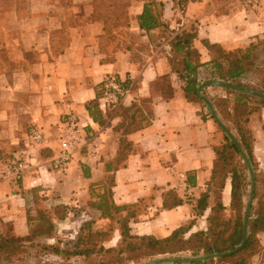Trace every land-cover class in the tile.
Listing matches in <instances>:
<instances>
[{
  "label": "crops",
  "instance_id": "crops-1",
  "mask_svg": "<svg viewBox=\"0 0 264 264\" xmlns=\"http://www.w3.org/2000/svg\"><path fill=\"white\" fill-rule=\"evenodd\" d=\"M147 1L163 4L159 19L167 34L163 27L139 28ZM128 15L126 34V27L109 32L91 0H29L22 9L0 8V233L54 243L72 235L62 223L77 219L79 231L89 224L103 233L104 251L119 252L123 219L134 237L165 238L190 223L185 237L207 229L213 192L201 214L197 201L211 181L215 148L225 133L201 98L186 96L170 65V41L194 24L198 80H212L214 52L203 41L230 53L264 38V0L256 6L240 0H131ZM111 74L124 92L107 103L98 90ZM200 92L221 119L213 97L227 98L232 111L234 96L223 87ZM248 106L242 126L251 138L256 173L263 175L257 184L264 204V103L253 99ZM71 116L82 126L81 139L59 169L52 160ZM34 127L45 135L40 144L29 140ZM230 130L237 138L236 129ZM16 158L32 164L14 183L6 172ZM230 191L228 177L221 192L227 209ZM257 237L243 264H264V230Z\"/></svg>",
  "mask_w": 264,
  "mask_h": 264
},
{
  "label": "trees",
  "instance_id": "trees-1",
  "mask_svg": "<svg viewBox=\"0 0 264 264\" xmlns=\"http://www.w3.org/2000/svg\"><path fill=\"white\" fill-rule=\"evenodd\" d=\"M4 2H14V6L18 9L25 7L29 0H0ZM70 1V0H68ZM94 8V15L101 17L106 22V29L110 32L112 29L126 27L125 33L128 34L127 28L129 27L128 7L131 0H91ZM162 3L155 1H147L144 4L142 13L137 17L139 28L149 32L154 28L163 27V32L167 34V26L160 21ZM173 33V31H171ZM166 36V35H165ZM197 36V28L192 24L187 30L182 33H177L171 38V53L168 55L172 71L184 81V92L187 97H195L200 99L197 92V86L200 84L197 76V69L200 66L199 54L192 46V41ZM258 40V39H257ZM204 45L214 52V70L210 79H223L232 81L239 86H245L255 89L264 93V80L256 86L244 84L242 77L248 71L251 56L253 51L257 48V43L250 42L244 48L230 53H224L220 46L209 44L203 41ZM143 51H147L146 46H142ZM181 56V57H180ZM228 93L234 96V105L232 111L228 110V99L220 98L221 104H217L214 100V105L222 115L223 119L232 123L237 132V139L244 149L249 154L251 159V138L248 131L242 126V123L247 121L248 114L251 113L248 101L258 100L264 103L261 99L249 94L239 91L224 88ZM101 95V85L98 90V98ZM91 104H96V101H91L87 104V109L90 110ZM203 107L205 105L203 104ZM128 146V144H127ZM217 161L215 162L211 181L205 192L201 193L197 201V214L203 213L208 208V199L210 191L214 195V205L211 207V213L207 217V229L196 231L185 237L184 234L191 227L192 223L188 226H182L175 229L172 234L165 238H155L153 236L134 237L129 234V228L126 220L118 222L122 242L119 252H114L120 255H126L128 260H138L146 257L175 254L178 252L190 251L193 255H198L203 252L206 255L213 253H223L232 250L241 242L242 238V214H243V195L245 191V175L240 171L236 163H233L235 155L239 154L236 146L230 138L224 134V142L215 148ZM124 159V155L118 157L117 161L120 162ZM230 178L231 191H230V204L229 210L232 214L228 218L225 212L228 210L222 204L221 192L223 190L225 180ZM256 177V186L254 192V199H257V204H252L250 211V218L248 223V237L244 246L236 252L223 256L214 260H199L195 264H214L215 262L230 261V264H243L245 257L252 253L250 248L257 246L258 237L257 233L264 230V208L259 206L263 202V194L258 195L259 176ZM262 193V192H261ZM258 206V207H257ZM48 222V220H47ZM49 223V222H48ZM85 226V225H84ZM88 227L89 224H86ZM103 236L102 232H98ZM30 237H15L9 234L0 233V263H11L19 259L18 254L28 255V244ZM80 236L76 243L73 245V250H62L56 246H52V252L59 254L66 252L69 255H83L87 256L89 252L85 250H78ZM45 247L51 248L45 244ZM111 251V250H107ZM21 257V258H22ZM121 259V258H119Z\"/></svg>",
  "mask_w": 264,
  "mask_h": 264
},
{
  "label": "rangeland",
  "instance_id": "rangeland-1",
  "mask_svg": "<svg viewBox=\"0 0 264 264\" xmlns=\"http://www.w3.org/2000/svg\"><path fill=\"white\" fill-rule=\"evenodd\" d=\"M28 4V3H27ZM14 2H4L0 1V8L1 9H8L9 7H13ZM257 43V48L255 51H253L251 56V61L248 62L249 69L247 72L244 73L242 77V81L244 84H248L251 86H256L260 84L262 80H264V38L258 39L255 41ZM3 55V54H2ZM227 81V80H226ZM234 83V82H233ZM235 84V83H234ZM245 87V86H244ZM248 88V87H247ZM252 89V88H251ZM255 90V89H254ZM219 96L213 97L212 99L215 100L217 104H221ZM228 105V104H227ZM203 110V109H202ZM221 118V117H220ZM228 127L229 129H234L233 125L228 124L226 121L221 119ZM236 134L235 132H233ZM239 141V140H238ZM240 143V142H239ZM241 145V144H240ZM242 146V145H241ZM244 149V146H242ZM246 154L249 157L248 152L246 149H244ZM250 159V158H249ZM250 162L252 164V167L254 169V173L256 175V171L258 170V167L256 166V163L253 159V156L251 155ZM233 163H236L239 167L240 171L245 175V191L243 195V212L245 208V201L248 198L249 190H250V177L249 173L246 167V164L244 163L243 159L241 158L240 154H236L233 160ZM257 175L259 176V184L262 183L263 175L261 172H258ZM255 186H256V177H255ZM262 190L259 189L258 195L262 194ZM255 200V199H254ZM253 200V202H254ZM258 207V206H257ZM260 208H264V204L262 203ZM226 217H230L232 212L231 210H227L225 212ZM243 219V214H242ZM243 221V220H242ZM79 223L80 221L77 219H70L64 221L63 228H66L68 233H72V235L68 236H61L60 238H57V241L54 243H51V241H41L40 238H37V236H30V242L28 244V255H25V257H22L24 254H18L19 259L11 262L10 264H141L143 262H146L148 260H152L158 257L163 256H171V255H177V256H205L203 252H200L198 255H193L191 252H185V253H178V254H164V255H157V256H151L146 257L138 260H128L126 259V255H118L114 252H107L104 251V248L101 245L103 236L99 235L96 229H94V225L84 226L83 231H79ZM112 228V227H111ZM40 230V227L37 228ZM36 230V231H38ZM81 234V235H80ZM80 236L79 244H78V250H89V254L87 256L83 255H74V254H68L66 252H61L59 254H55L52 252L53 248L52 246H56L59 248V246H62V250H73V244L77 241L78 237ZM45 244L49 247H45ZM55 244V245H53ZM237 246V245H236ZM229 251V250H228ZM215 254V253H213ZM211 255V254H210ZM22 257V258H21ZM121 258V259H119ZM221 258V257H220ZM218 259V258H216ZM216 259H210V260H216ZM5 263V262H4ZM2 263V264H4ZM221 263V262H218ZM223 264H230V261L222 262ZM7 264V263H6Z\"/></svg>",
  "mask_w": 264,
  "mask_h": 264
},
{
  "label": "built area",
  "instance_id": "built-area-1",
  "mask_svg": "<svg viewBox=\"0 0 264 264\" xmlns=\"http://www.w3.org/2000/svg\"><path fill=\"white\" fill-rule=\"evenodd\" d=\"M243 4L248 6H256L260 0H240ZM124 89L118 80V78L111 74L106 76L101 83V95L100 100L107 103L116 102L120 96H122ZM82 126L79 124L78 119L75 117H69L64 127L62 128V146L59 153L53 158V166L56 168H64L71 161L72 150L80 142ZM44 133L37 127L32 128L29 134V140L33 144H40L44 141ZM26 159L16 158L8 165L6 172L7 177L14 183L22 179L23 174L29 170L30 165ZM214 264H223L215 262Z\"/></svg>",
  "mask_w": 264,
  "mask_h": 264
},
{
  "label": "water",
  "instance_id": "water-1",
  "mask_svg": "<svg viewBox=\"0 0 264 264\" xmlns=\"http://www.w3.org/2000/svg\"><path fill=\"white\" fill-rule=\"evenodd\" d=\"M208 86H220L223 88H229L231 90L239 91L245 94H249L251 96H255L261 99H264V93L247 88L244 86H239L237 84H234L232 81H226L223 79H212L208 80L198 86L197 92L199 94V97L202 99L204 104L207 106V108L211 111L214 120L217 122V124L220 126V128L224 131V133L230 138V140L234 143L236 146L241 158L243 159L244 163L246 164L249 177H250V190H249V195L247 200L245 201V208L243 212V222H242V238L241 242L235 246L234 249L225 251L223 253H215L211 255H199V256H177V255H171V256H163V257H158L152 260H148L146 262H143L141 264H163V263H183V262H195L199 260H210V259H216L220 258L226 255H230L237 250H240L248 237V222L250 218V211H251V206L254 200V192H255V173L254 169L252 167V164L250 162V159L246 152L244 151L243 147L240 145L238 139L236 138L235 134L229 129V127L221 120L220 116L216 113L212 103L209 101V99L201 94V89L204 87Z\"/></svg>",
  "mask_w": 264,
  "mask_h": 264
}]
</instances>
